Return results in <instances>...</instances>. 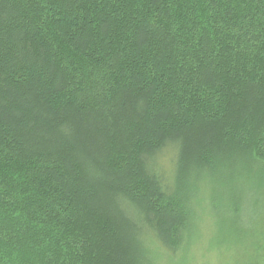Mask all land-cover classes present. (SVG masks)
Wrapping results in <instances>:
<instances>
[{"label": "trees", "instance_id": "16d2710c", "mask_svg": "<svg viewBox=\"0 0 264 264\" xmlns=\"http://www.w3.org/2000/svg\"><path fill=\"white\" fill-rule=\"evenodd\" d=\"M198 208L264 264V0H0V264H189Z\"/></svg>", "mask_w": 264, "mask_h": 264}, {"label": "rangeland", "instance_id": "374dc122", "mask_svg": "<svg viewBox=\"0 0 264 264\" xmlns=\"http://www.w3.org/2000/svg\"><path fill=\"white\" fill-rule=\"evenodd\" d=\"M247 201H249V199H247ZM249 212L250 211L246 213L245 211V214H243V222L238 223V226H240V228L242 229L243 226L245 228L250 227L249 215H247L249 214ZM198 215L201 217L199 224L200 236H198V239H196V243L194 246L195 257L193 260L190 261L189 264H235L236 262H234L233 259L228 258L224 254L219 253L216 255L211 254L209 256H206L203 253L202 250L206 246V242H208V240L211 239L214 228H212V219L210 217V214L204 212L203 209L201 210V208L200 209L198 208ZM182 263L183 262H181L180 264Z\"/></svg>", "mask_w": 264, "mask_h": 264}]
</instances>
